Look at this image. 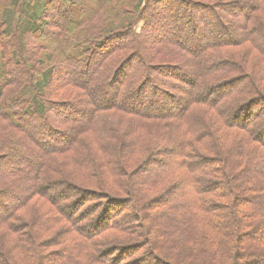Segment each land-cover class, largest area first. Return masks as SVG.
I'll use <instances>...</instances> for the list:
<instances>
[{
  "label": "trees",
  "instance_id": "16d2710c",
  "mask_svg": "<svg viewBox=\"0 0 264 264\" xmlns=\"http://www.w3.org/2000/svg\"><path fill=\"white\" fill-rule=\"evenodd\" d=\"M25 1L0 0V264H264V0Z\"/></svg>",
  "mask_w": 264,
  "mask_h": 264
},
{
  "label": "rangeland",
  "instance_id": "374dc122",
  "mask_svg": "<svg viewBox=\"0 0 264 264\" xmlns=\"http://www.w3.org/2000/svg\"><path fill=\"white\" fill-rule=\"evenodd\" d=\"M36 1L37 0H26L25 2H26V6H28V5H31L32 7L34 6V4L36 3ZM26 9H27V11L28 10H30L28 7H26ZM30 14H31V12H30ZM10 13H7L6 15H5V17H4V21H6V23H7V25H5L4 26V28H8V30L9 29H11V25H10V21L11 20H13L14 22L16 21H19V20H15V17L14 18H11L10 16ZM18 15V14H17ZM191 22V20H189V23ZM188 25L187 24H184V25H182L181 26V28L185 31V35L187 36L188 34H190L191 33V28L192 27H190V31H189V27H187ZM177 29H178V27H177ZM174 30H175V27H174ZM0 52H1V50H0ZM1 59H2V55L0 54V61H1ZM190 91V90H189ZM186 98H185V96H184V100H185ZM262 106H264V104H261V106H256V107H254L255 109H253L254 110V116L256 117L257 115H258V112H264V108H262ZM258 107H260V108H258ZM253 121H254V123H255V128L256 129H258V130H262V128L264 127V125L259 121V120H256V118H253L252 119ZM35 130V129H34ZM36 131V130H35ZM35 131H32L33 133L35 132ZM231 131V136H229L228 135V133L227 134H223V135H221V148H222V150L224 151L226 148H229V147H234V148H239V144L240 143H243L242 141H241V139L239 138V134H240V132L238 131V130H235V129H232V130H230ZM226 135V136H225ZM228 137V138H227ZM1 198H2V196H0ZM0 198V199H1ZM9 198V199H8ZM10 203V205H12L13 203L11 202V197H7V199L6 200H2L1 202H0V207H5V205H8ZM2 204H4V206H2ZM34 211H37L38 212V208L36 207V205L34 206V207H32V212H34ZM18 217V216H17ZM264 230V229H263ZM42 253H44V250H43V252ZM142 256V255H141ZM140 256V257H141ZM243 256H246L247 257V255H246V253H244L243 254ZM242 256V257H243ZM138 258V260L139 259H142V258ZM11 258H9V260H10ZM150 260V259H149ZM151 262H153L154 264H156V262H154V261H152V260H150ZM11 263H13V261L11 262ZM122 264H126V262H124V263H122Z\"/></svg>",
  "mask_w": 264,
  "mask_h": 264
}]
</instances>
